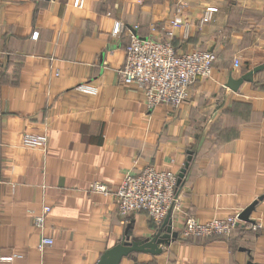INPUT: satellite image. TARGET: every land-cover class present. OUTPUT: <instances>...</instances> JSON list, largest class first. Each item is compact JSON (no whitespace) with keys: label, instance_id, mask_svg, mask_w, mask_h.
Here are the masks:
<instances>
[{"label":"crops","instance_id":"obj_1","mask_svg":"<svg viewBox=\"0 0 264 264\" xmlns=\"http://www.w3.org/2000/svg\"><path fill=\"white\" fill-rule=\"evenodd\" d=\"M209 7L216 11L205 20ZM172 18L178 53L216 59L178 108L148 110L142 90L116 71L131 34L163 38ZM260 65L251 82L225 87ZM82 83L97 93L77 92ZM24 132L45 134L46 150L23 147ZM188 151L171 216L177 237L119 264H264V0H0V257L13 256L0 264H96L124 235L152 236L146 212L121 216L113 195L90 184L114 191L146 166L178 175ZM255 200L257 230L181 235L188 214L238 216ZM45 206L40 230L33 216ZM42 236L53 242L38 250Z\"/></svg>","mask_w":264,"mask_h":264},{"label":"built area","instance_id":"obj_2","mask_svg":"<svg viewBox=\"0 0 264 264\" xmlns=\"http://www.w3.org/2000/svg\"><path fill=\"white\" fill-rule=\"evenodd\" d=\"M75 7H82L83 0H73ZM215 8L206 9L204 19H209ZM180 22L172 18L164 27V37L153 39L131 34L129 43L124 47V61L117 69V74L125 84L140 88L145 96L148 110L157 105L166 104L178 108L187 98L189 88L201 78L211 75L216 56L207 50H194L178 53L171 44L173 29ZM123 25L115 22L112 28L114 36L119 35ZM237 64V62H234ZM77 92L95 95L97 87L82 83L74 88ZM23 147L29 149L46 150L47 137L45 134L24 132L20 137ZM89 190L102 194L111 193L118 213L126 216L132 212H146L149 218L159 226L166 215L179 208L176 196L178 190L177 175L169 171L160 170L153 166H146L137 171L125 173L119 187L111 191L99 182L90 184ZM45 206L38 215L33 216V224L43 229L44 217L49 212ZM253 230L260 225L242 222L238 216L211 218L199 221L192 215L183 218L181 235L192 238H207L211 236H229L241 225ZM52 239L42 236L37 249L52 245ZM13 256L0 257V261H10Z\"/></svg>","mask_w":264,"mask_h":264},{"label":"water","instance_id":"obj_3","mask_svg":"<svg viewBox=\"0 0 264 264\" xmlns=\"http://www.w3.org/2000/svg\"><path fill=\"white\" fill-rule=\"evenodd\" d=\"M263 66H256L253 69L243 73L238 78L229 76L225 87L232 91H236L243 82H251L254 73L258 72ZM192 159V152H187L186 161L177 175V185H181L186 170ZM257 200L248 205L239 215L238 219L245 223L252 224L253 221L249 219L250 213L254 210ZM178 233L172 229V219L170 213L166 215L162 223L157 226L156 231L152 236L141 240L129 239L128 235L114 246L105 250L99 257L96 264H119L123 257H127L133 252H144L150 254H159L161 248L158 245H168L169 242L177 237Z\"/></svg>","mask_w":264,"mask_h":264},{"label":"trees","instance_id":"obj_4","mask_svg":"<svg viewBox=\"0 0 264 264\" xmlns=\"http://www.w3.org/2000/svg\"><path fill=\"white\" fill-rule=\"evenodd\" d=\"M181 185H178V188L180 187Z\"/></svg>","mask_w":264,"mask_h":264}]
</instances>
